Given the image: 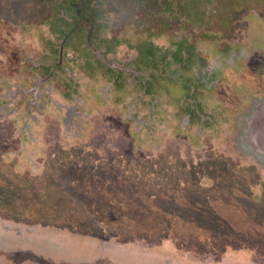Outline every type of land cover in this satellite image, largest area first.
Listing matches in <instances>:
<instances>
[{
    "label": "rangeland",
    "instance_id": "rangeland-1",
    "mask_svg": "<svg viewBox=\"0 0 264 264\" xmlns=\"http://www.w3.org/2000/svg\"><path fill=\"white\" fill-rule=\"evenodd\" d=\"M103 2L73 84L51 0H0V264H264V0Z\"/></svg>",
    "mask_w": 264,
    "mask_h": 264
},
{
    "label": "flooded vegetation",
    "instance_id": "flooded-vegetation-1",
    "mask_svg": "<svg viewBox=\"0 0 264 264\" xmlns=\"http://www.w3.org/2000/svg\"><path fill=\"white\" fill-rule=\"evenodd\" d=\"M51 2V8L49 10L45 8V10L47 11L45 19L47 22H50V24H48V26L50 27L47 28L49 29V35L47 33V36L50 39L48 43V48L50 49V52H52L53 56L49 64L44 63V72L50 73L51 71L48 78L59 77V73H61V70L62 73H65L74 84L75 76L73 75L72 68H86L87 70H89V74L91 75L92 73L90 71V67L93 64L91 62L88 63V59L90 58H94L96 63L100 65L101 69L103 70V65L106 64L107 60L106 57L112 55L113 53V51L109 50L106 45L107 41L103 32V10H106V4L103 2V0H51ZM83 32L88 34L89 36L87 47H84V49L80 50V54L78 56H71L67 53L66 50L70 48L72 44V39L76 36V34ZM90 38L99 39V45H101L100 50H103V53H101L100 50H95V48L97 49L98 47L95 43L91 41ZM79 44L82 45L83 43L79 42ZM148 51V53H150V50ZM91 52L95 53L97 57H95V55L93 56ZM85 58H88L87 62H85ZM90 64L91 66H89ZM185 65L186 64H184L183 66ZM135 72L137 74L135 76H139V73H137V71ZM56 73L58 74L56 75ZM213 75V72H203L200 81L202 82L203 79L204 83H202V85H200L199 87H203L205 85V82H207L206 79L213 78L215 76ZM119 76L117 75L116 78H113L111 80V86H113L117 82V80L120 79ZM145 78L147 79V76H145ZM145 78L141 77L138 79L146 80ZM134 79H136V77ZM147 80L152 81L155 84L154 79L151 80L150 78ZM198 81L199 80H197V82ZM73 87L74 86L70 84V93L73 96H77L79 93V91L77 93V90L79 89H77L76 84L75 87ZM191 87L195 88L196 85L193 84L191 85ZM189 90H191V88ZM156 91L157 88H152L150 90L147 86H145L140 91L138 90V93H136V97H138V95L143 96L149 94L154 96L155 93L153 92ZM191 91H193L192 94L193 96H195L196 89H192ZM0 102H2V100H0ZM253 102L255 105L250 104L247 113H250L252 110L250 114H253L255 118H257L256 121H264V103H259L258 107L256 108V100H253ZM79 108L81 109L82 105H80ZM189 110L193 114L200 115V104L198 103V101H193L192 104H189ZM193 114H190L189 117H191ZM241 120L242 122H248L247 125L250 123V120L247 121L248 119H245L244 117H242ZM250 127L253 128L254 124H250ZM252 131L253 129L251 131L249 129L248 133L251 134Z\"/></svg>",
    "mask_w": 264,
    "mask_h": 264
},
{
    "label": "trees",
    "instance_id": "trees-1",
    "mask_svg": "<svg viewBox=\"0 0 264 264\" xmlns=\"http://www.w3.org/2000/svg\"><path fill=\"white\" fill-rule=\"evenodd\" d=\"M183 47H184V44L183 43L180 44L179 49H178V58H177L178 63H180V65L182 67L184 64H186L188 62V59H189V58H184V56H182L183 55V53H182Z\"/></svg>",
    "mask_w": 264,
    "mask_h": 264
}]
</instances>
